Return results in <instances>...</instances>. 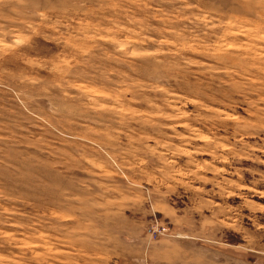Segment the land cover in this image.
I'll list each match as a JSON object with an SVG mask.
<instances>
[{"label":"rangeland","instance_id":"rangeland-1","mask_svg":"<svg viewBox=\"0 0 264 264\" xmlns=\"http://www.w3.org/2000/svg\"><path fill=\"white\" fill-rule=\"evenodd\" d=\"M0 264H264V0H0Z\"/></svg>","mask_w":264,"mask_h":264},{"label":"built area","instance_id":"built-area-1","mask_svg":"<svg viewBox=\"0 0 264 264\" xmlns=\"http://www.w3.org/2000/svg\"><path fill=\"white\" fill-rule=\"evenodd\" d=\"M149 232H150V234H152V233H153V230H152V229H150V230H149Z\"/></svg>","mask_w":264,"mask_h":264}]
</instances>
